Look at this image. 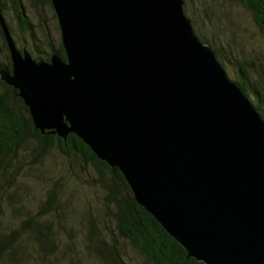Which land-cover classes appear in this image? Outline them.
<instances>
[{"label":"water","instance_id":"water-1","mask_svg":"<svg viewBox=\"0 0 264 264\" xmlns=\"http://www.w3.org/2000/svg\"><path fill=\"white\" fill-rule=\"evenodd\" d=\"M182 0H50L64 54L10 72L42 135L76 136L203 264H264V124L193 34Z\"/></svg>","mask_w":264,"mask_h":264},{"label":"rangeland","instance_id":"rangeland-1","mask_svg":"<svg viewBox=\"0 0 264 264\" xmlns=\"http://www.w3.org/2000/svg\"><path fill=\"white\" fill-rule=\"evenodd\" d=\"M20 2L31 32L17 22V0H0L1 14L15 48L20 53L24 48L35 62L37 58L47 61L60 44L50 0ZM182 2L183 15L189 20L194 35L202 36L212 49H219L225 76L231 80L238 77L227 60L252 63L251 79L264 93V36L253 25L249 14L236 0ZM2 42L0 36V66L7 63L6 54L8 56ZM246 96L250 103L254 102L249 92ZM105 182L120 188L110 175H106ZM103 185L76 155L66 157L51 148L38 156L28 147L0 177V233L16 230L19 234L17 245L1 257L0 264H114L108 245L117 249V255L125 264H147L116 237L110 219L111 206L104 203ZM51 193V212L39 215ZM38 215L36 220L48 227L47 239L43 240L47 247L44 252L34 246L31 235L17 227ZM96 237L100 241H96Z\"/></svg>","mask_w":264,"mask_h":264},{"label":"trees","instance_id":"trees-1","mask_svg":"<svg viewBox=\"0 0 264 264\" xmlns=\"http://www.w3.org/2000/svg\"><path fill=\"white\" fill-rule=\"evenodd\" d=\"M236 1L249 14L253 25L264 36V0ZM20 3V0H17L16 4L19 7L16 15L17 22L25 31L31 32L32 27L23 15V8ZM0 11H2V3H0ZM0 36L2 37L1 33ZM195 36L202 45L209 48L215 61L223 71L219 49H212L202 36L196 34ZM2 46L7 52L4 41ZM52 54H56L61 60L64 59L60 44L57 49L52 50ZM8 57L6 54L7 63L0 66V71L5 73L10 72ZM37 61H40V58H37ZM226 62L235 68L238 75L235 80L225 76L226 79L238 88L247 101L249 100L246 96L247 92L252 95L254 102L250 103V100L248 102L264 124V93L260 92V88L251 79L252 63L246 61L236 62L235 60H232L233 63L228 60ZM32 144L34 145L32 146ZM28 147L38 156L51 148H55L66 157L72 154L76 155L80 163L89 166L96 179L104 184L102 188L105 194L103 199L106 205L111 206L110 219L116 237L139 254L147 264H203L190 257L185 259L186 252L134 201L132 193L121 174L115 168L108 167L105 163L99 161L76 136L68 134L64 139H60L54 134L42 135L35 130L27 108L17 96V91L0 80V177L1 173L5 172L8 167H13L14 162L16 163L18 157ZM106 175H110L116 180L120 188L107 185L105 182ZM6 176V181H8L9 174ZM52 198V193L47 196V201L39 215L51 212ZM1 213L2 206L0 203V215ZM39 215L35 218H29L23 222L24 225L17 227L20 228L22 233L31 235L34 246L39 247L41 252H44L47 247L44 246L43 240L47 239L48 227L36 220ZM18 236L16 230L0 233V259L14 249L17 245ZM95 240L100 241V238L96 237ZM52 244L56 245L54 242ZM94 247L99 251L96 246ZM107 248H111L114 264H125L121 256L117 255L115 247L108 245Z\"/></svg>","mask_w":264,"mask_h":264}]
</instances>
